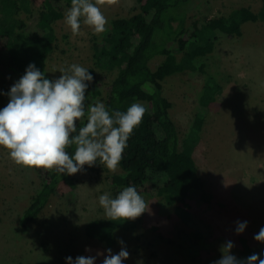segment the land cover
I'll list each match as a JSON object with an SVG mask.
<instances>
[{
  "label": "rangeland",
  "instance_id": "rangeland-1",
  "mask_svg": "<svg viewBox=\"0 0 264 264\" xmlns=\"http://www.w3.org/2000/svg\"><path fill=\"white\" fill-rule=\"evenodd\" d=\"M42 2L30 0L32 13L38 12ZM240 5L257 10L259 0H192L186 21L225 14ZM61 6L63 16L54 24L55 45L46 57V69L54 77L61 74L58 68L70 63L95 67L92 37L105 33L111 18L133 13L138 2L116 0L101 5L108 22L100 34H93L82 23L81 31L73 35L63 20L69 6ZM21 16L29 21L27 12H21ZM241 27V36L218 38L213 52L194 62L195 70L162 81V93L171 101L169 113L177 128L179 148L187 146L192 152L205 189L213 194L209 203L191 200L193 228L203 234L199 254L191 260L186 250L177 246L181 231L189 227L179 222L173 207L164 205L160 196L140 193L146 210L133 219L132 225L116 232L130 253L125 264H209L222 255L220 248L227 240L234 242L230 252L238 256L240 235L256 253L264 249V242L253 238L264 225V27L261 22L251 21ZM162 59V55H155L149 66L154 69ZM95 69L96 80L102 84L115 74V70ZM209 76L218 89L213 90V84L206 81ZM16 79V74L0 68V89L7 91ZM215 90L216 100L209 104L203 122L194 131V118L202 109L201 95ZM101 96L93 103L102 100ZM7 100V96L0 95V107ZM94 166L85 165V171L72 174L74 188L59 185L36 219L23 227L20 216L40 188L41 178L36 168L15 164L8 150L0 148V264H65L67 255H95L106 248L119 251L122 245L117 240L108 247L84 233L87 221L104 217L99 195L105 191L113 195L102 167ZM237 219L248 221L239 234L234 231ZM86 245L90 251H85ZM102 259L99 255L96 264Z\"/></svg>",
  "mask_w": 264,
  "mask_h": 264
},
{
  "label": "trees",
  "instance_id": "trees-1",
  "mask_svg": "<svg viewBox=\"0 0 264 264\" xmlns=\"http://www.w3.org/2000/svg\"><path fill=\"white\" fill-rule=\"evenodd\" d=\"M137 2L133 13L111 18L107 31L92 37L95 67H86L93 80L86 90L85 110L87 112L93 100L103 94L101 99L109 110H125L131 103L139 102L146 106V111L128 138L117 171H109L99 163L96 165L102 167L113 196L122 187L133 184L140 193L160 196L164 205L172 206L179 222L189 227L181 231L177 246L195 260L203 234L193 228L191 200L209 203L213 194L205 189L192 152L187 146L179 148L177 128L169 113L171 101L162 93V81L171 75L195 70L194 62L212 53L218 38L241 36L243 23L261 22L264 27V0H259L257 10L240 5L225 14L194 18L190 23L186 19L192 0ZM61 3L70 6L71 0H43L35 14L30 0H0V68L19 78L26 65L34 61L47 76L54 77L46 69V57L55 45L54 24L63 16ZM23 11L28 13V22L21 16ZM155 55H162L163 59L152 69L149 61ZM96 67L115 70V74L108 83L102 84L96 80ZM206 81L216 86L210 85L213 90L219 88L213 77L209 76ZM216 91L210 95L205 91L201 95L202 109L194 118V131L203 122L209 104L216 100ZM85 122L86 115L78 126ZM73 150L74 145L66 147L69 154ZM36 169L41 185L20 216L23 227L36 219L59 185L75 187L72 174ZM132 223L133 219L121 222L98 217L85 223L84 233L110 247L117 240V230ZM238 240L241 245L238 258L256 252L244 235L238 236Z\"/></svg>",
  "mask_w": 264,
  "mask_h": 264
},
{
  "label": "clouds",
  "instance_id": "clouds-1",
  "mask_svg": "<svg viewBox=\"0 0 264 264\" xmlns=\"http://www.w3.org/2000/svg\"><path fill=\"white\" fill-rule=\"evenodd\" d=\"M115 2L71 0L64 13V23L73 35L81 31L82 23L93 34L103 33L108 21L101 5ZM88 69L70 63L58 68L59 76L50 78L33 61L7 91L0 89V95L8 97L7 103L0 107V148L8 150L15 164L60 174L85 171V165L92 167L97 163L109 171L117 170L128 138L141 123L146 106L133 102L125 110H109L97 99L86 112V90L93 80ZM85 115L86 122L78 126ZM69 145H74L71 154L66 151ZM98 203L104 210V218L121 222L139 217L147 208L145 198L133 184L122 187L114 196L103 192ZM247 224V220L237 219L235 233H242ZM253 238L264 242V225ZM117 242L122 245L117 252L106 248L103 253L97 250L95 255L78 254L75 258L67 255L65 264H96L99 255H103L99 264H125L130 253L122 238H117ZM233 246L232 240L224 242L220 248L222 255L209 264H264V249L238 258L230 252ZM85 251H90V246L86 245Z\"/></svg>",
  "mask_w": 264,
  "mask_h": 264
}]
</instances>
